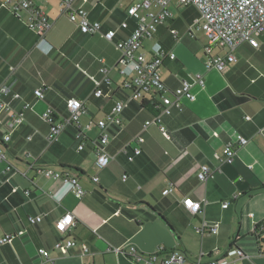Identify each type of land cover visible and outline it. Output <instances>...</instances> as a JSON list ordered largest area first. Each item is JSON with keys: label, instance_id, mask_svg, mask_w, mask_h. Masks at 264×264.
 Returning a JSON list of instances; mask_svg holds the SVG:
<instances>
[{"label": "crops", "instance_id": "0c3cea01", "mask_svg": "<svg viewBox=\"0 0 264 264\" xmlns=\"http://www.w3.org/2000/svg\"><path fill=\"white\" fill-rule=\"evenodd\" d=\"M8 1L12 0H0V84L8 83L20 94L12 101L14 110L24 102L30 107L11 130L4 143L7 160L0 162V237L24 230L0 245V264H133L129 256L111 250L126 242L143 252L157 246L177 249L186 257L184 264H195L199 256V264H208L224 255L233 239L250 255L248 264H264V229L259 228L264 223V32L256 37L257 46L238 45L237 60L222 71L207 68L205 35L199 38L189 28L198 15L196 8L169 3L171 17L143 40L142 51L151 56L154 42L172 50L175 58L163 61L161 76L172 89L182 78L188 79L195 99L182 98L180 108L163 115L166 138L156 125L143 129V122L157 113L153 96L135 100L118 86L125 75L117 65L120 52L114 41L100 32H82L60 11V0H33L51 22L38 43L26 25L27 13L15 17ZM130 2L74 0L73 6L87 10L90 20L100 22L101 31L115 29L114 40H119L137 23L126 14ZM123 20L125 28L120 26ZM101 57L112 83H102V95L95 96V80L102 79ZM198 74L204 86L197 83ZM39 86L44 88V99L34 96L33 89ZM70 96L84 101L82 123L101 117L116 100L126 103L122 126L108 127L106 150L111 160L103 168L94 164L91 140L100 133L96 125L84 129L89 139L81 150L72 126L56 141L47 142L49 124L41 113L47 106L64 113ZM7 118L8 112L3 115ZM2 130L0 124V141ZM235 133L248 142L233 141V161L220 162L214 154H222ZM135 135L143 137L141 153L130 161L131 147L121 149ZM201 164L215 170L205 181L197 176ZM45 168L69 170L85 192L77 197L65 191L59 180L42 173ZM170 184L173 190L163 194ZM184 197L206 201L193 213L182 203ZM223 201L229 204L223 207ZM66 211L72 212L75 223L60 232L55 222ZM36 215L41 220L29 223L28 217ZM203 222L218 223L217 232L200 233L197 228ZM65 238L76 243L63 254L54 243ZM40 248L49 250L50 259L39 254Z\"/></svg>", "mask_w": 264, "mask_h": 264}, {"label": "built area", "instance_id": "2783aa9c", "mask_svg": "<svg viewBox=\"0 0 264 264\" xmlns=\"http://www.w3.org/2000/svg\"><path fill=\"white\" fill-rule=\"evenodd\" d=\"M73 1L60 0V11L66 14L71 21L77 23L82 32L88 34L100 32L105 39L114 41L120 52L117 65L120 72L125 75V79L118 86L121 89L128 90L130 98L135 100L145 99L148 95L153 96L152 99L155 100L157 113L143 122V129L156 125L161 134L168 138V130L162 122L163 115L170 114L174 107L180 108L182 98L195 99V94L191 91V83L186 78H182L180 84L173 89L163 80L160 68L166 58H175V53L172 50H167L159 42H154L151 47L152 54L147 56L142 51V46L143 40L151 38L158 25L171 17L168 6L172 0H131L126 8V14L134 17L137 23L128 36L119 40H114L115 29L109 28L101 31L100 22L90 20L87 10L82 7H74ZM177 3L179 5H192L198 12L189 28L200 29L205 35L206 45L204 51L206 55L205 66L207 68L222 71L228 64L237 60L234 51L238 45L246 42L257 46L258 40L256 37L264 32V0H177ZM6 4L15 17L20 18L22 12L25 11L27 13V27L36 33L39 39L38 43L44 39L51 22L41 7L35 4L33 0H12ZM120 26L122 28L127 27V21L123 20ZM170 31L175 39L179 38L175 29ZM99 61V71L102 74V79L95 80V89L93 90L95 96L102 95L100 88L102 83L107 85L112 83L109 67L102 57L99 58ZM196 81L200 86H204V79L200 74L197 75ZM33 93L37 99H44L45 97L42 86L34 88ZM17 98H20V94L13 91L10 84H0V124L3 126L0 141V162L7 160L4 143L9 140L11 130L24 120V111L30 107L29 102H24L20 109L14 110L12 101ZM125 104L122 99L116 100L102 117L90 119L86 123L81 121L82 114L87 110L84 101L80 98L67 97L64 113L56 111L52 106H47L41 113L42 118L49 124L46 134L47 142L56 141L67 126H72L74 128V138L78 141L77 148L81 150L86 140L89 139L85 135L84 129L96 125L100 129V133L91 140L95 154L94 164L98 169L103 168L111 160V155L106 150L109 141L108 127L122 126V113ZM7 112L8 118L4 120L3 115ZM245 118H249V116ZM213 135L216 136L217 131H214ZM28 138H30V135H28ZM142 141L143 137L141 135H135L122 147L121 150L124 152L127 151V147H131V153L127 155L128 160H133L135 155L141 153ZM233 141L238 142L239 145H244L248 142V139L239 133H235L233 140L225 144L222 154L218 152L214 154L215 158L220 162H232L236 154V150L232 146ZM13 169L18 171L15 167ZM41 171L45 176L59 180L65 191L71 190L77 197H81L85 192L78 182L77 176L69 170L45 168ZM214 171L209 165L201 164L197 176L201 181H205L213 176ZM92 180L97 181V176L93 175ZM173 187V184L168 185L163 189V194L171 192ZM28 192L26 190V193ZM205 201V199L194 200L191 197L182 199L185 207L193 213L198 212ZM228 204L229 201L222 202L223 207ZM40 220L41 215L28 217L31 224ZM74 223L72 212L66 211L55 222V228L60 232H65ZM259 228L260 230L264 229V223ZM217 229L218 223L206 222H203L197 228L200 233H215ZM23 233L24 230L20 229L15 234H4L0 237V245L11 241L15 235L19 236ZM75 243L72 238L59 239L54 243V249L66 254ZM83 249L87 250L86 246L83 245ZM111 250L129 256L133 264H184L186 259L185 255L177 249L164 250L163 246H157L153 251L143 252L131 242L112 247ZM39 254L45 259H50L49 250L46 248H40ZM250 260V255L240 248L233 239L225 254L219 258L210 259L208 264H248ZM199 263L200 256L195 261V264Z\"/></svg>", "mask_w": 264, "mask_h": 264}, {"label": "rangeland", "instance_id": "374dc122", "mask_svg": "<svg viewBox=\"0 0 264 264\" xmlns=\"http://www.w3.org/2000/svg\"><path fill=\"white\" fill-rule=\"evenodd\" d=\"M171 3H177V0H172ZM192 34H193V35H196V36H198L199 38H202V39H203V36H204V35H203V32H202L200 29H197V28H193V30H192ZM121 90H123V89H121ZM103 115H104V114H103ZM103 115H102V116H103ZM102 116H101V117H102ZM99 118H100V117H99ZM90 119H92V118L89 117L87 121H89ZM87 121H86V122H87Z\"/></svg>", "mask_w": 264, "mask_h": 264}]
</instances>
